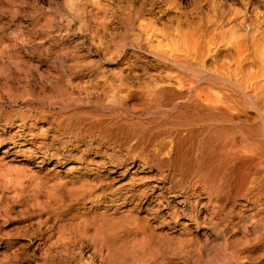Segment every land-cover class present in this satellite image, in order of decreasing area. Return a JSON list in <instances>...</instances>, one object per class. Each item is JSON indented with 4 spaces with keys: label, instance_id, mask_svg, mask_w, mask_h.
<instances>
[{
    "label": "bare ground",
    "instance_id": "obj_1",
    "mask_svg": "<svg viewBox=\"0 0 264 264\" xmlns=\"http://www.w3.org/2000/svg\"><path fill=\"white\" fill-rule=\"evenodd\" d=\"M91 1L93 9L102 7L99 0ZM188 1V7L182 0H157L148 8L129 4L122 15L103 8L95 16V11H82L67 0L83 24L92 20L103 33L107 22L123 26L116 38L110 32L109 38L92 35L105 47L104 53L121 56L132 46L127 60L103 78L102 86L81 87L78 97L63 86L55 90L66 96L54 103L66 109L72 139H95L96 149L102 147L93 154L105 158L90 159L101 176L98 183L123 192L132 204L125 220L105 212L89 221L72 213L70 220H79L73 228L86 235L91 226L88 236L113 258L139 254L149 256L146 264H164L143 250L152 240L171 237L155 232V224L134 212V206L163 221L180 220L182 229L192 225L205 242L216 240L210 259L222 260L221 245L226 244L236 250L231 253L235 264H246L250 246L264 243V32L223 28L217 19L199 15L212 0ZM86 14L94 17L86 19ZM38 80L40 91L46 90L47 82ZM29 91L23 86L19 95L33 96ZM42 94L41 101L52 98ZM90 95L95 97L93 106L77 109ZM126 95L138 103L127 105L122 99ZM64 157L56 155L61 164L70 161ZM11 170L15 174L1 178L0 186L11 182L14 196H22L23 188L16 186L22 175ZM60 185L62 193L48 186L41 200L33 194L29 203L45 205L57 217L59 207L73 204L65 192L73 191L74 183ZM79 187L86 189L82 183Z\"/></svg>",
    "mask_w": 264,
    "mask_h": 264
},
{
    "label": "rangeland",
    "instance_id": "obj_2",
    "mask_svg": "<svg viewBox=\"0 0 264 264\" xmlns=\"http://www.w3.org/2000/svg\"><path fill=\"white\" fill-rule=\"evenodd\" d=\"M99 1L102 7L93 9L91 0H72L78 6L75 8L83 11L86 7L91 10L90 14L95 11V16L103 8L122 15L129 4H143L148 8L149 3L157 2ZM182 3L189 6L188 0H182ZM71 5L67 0H0V127H3L0 128V179L8 178L7 175L12 177L15 172L11 169H18L22 177L16 186L24 190L22 196H14L11 182L0 186V264H143V261L146 264L149 256L144 259L139 254L109 256L97 240L88 236L93 233L91 226L86 235L81 229L73 228L79 220H70L72 213L89 221L101 212L125 220L132 206L130 201L124 200L123 192L117 194L98 183L101 176L96 175L97 170L90 159L105 158L93 154L102 147L96 149L95 139L74 141L73 130L65 124L66 109L54 103V100L66 97L56 93L58 86L73 91L72 95L77 97L82 96L78 93L81 87L102 86L103 78L117 71L127 60L132 46H128L121 56L104 53L105 47L92 35L104 34L109 38L110 32L116 38L123 32V26L115 25L114 21L107 22L108 29L103 33L100 26L95 29L96 23L88 19L90 14L84 16L88 22L83 24ZM202 7L199 15L217 19L223 28L230 27L240 33L264 32V0H212L208 8ZM38 78L47 82L48 88L43 91L46 92L44 95L52 96L50 100H40L43 91L39 89ZM23 86L29 87V92L34 95H19ZM114 96L118 97L117 94ZM94 98L90 95L89 101L77 105V109L93 106ZM122 99L129 106L138 103L131 95ZM22 140L24 144L20 145ZM71 151L72 155L69 154ZM56 155L69 157L70 161L61 164ZM80 155L81 158H77ZM70 165L73 166L71 171L68 170ZM98 171L103 173L100 168ZM35 181L38 187H34ZM64 182L74 183L73 191L65 192L70 193L73 204L59 207L57 217L45 205L29 203L33 194H38L41 200L48 186H55L56 194L62 193L60 183ZM81 183L86 189L79 187ZM133 210L147 216L148 222L155 224V232L171 237V240H152L143 250L151 252L162 263H236L231 254L236 250L226 244L221 245L222 260L210 259L217 241L205 242L204 236L192 225L182 229L180 220L167 222L152 211L144 214L134 206ZM263 244L258 241L250 246L246 252L251 258L246 264H264Z\"/></svg>",
    "mask_w": 264,
    "mask_h": 264
}]
</instances>
